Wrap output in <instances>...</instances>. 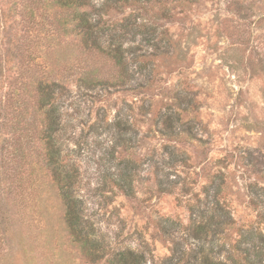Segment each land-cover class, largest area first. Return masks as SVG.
I'll use <instances>...</instances> for the list:
<instances>
[{"label": "rangeland", "instance_id": "obj_1", "mask_svg": "<svg viewBox=\"0 0 264 264\" xmlns=\"http://www.w3.org/2000/svg\"><path fill=\"white\" fill-rule=\"evenodd\" d=\"M92 3L99 9L100 0ZM123 8L103 15L109 29L131 15ZM147 11L134 14L136 33L102 32L101 50L88 53L59 32L63 41L40 42L38 68L24 61L27 76L66 83L57 140L106 246L97 264L128 250L143 264H264V0H166ZM15 18L0 20L2 59L11 58L22 28ZM114 49L124 54L121 66L108 57ZM11 59L1 96L21 65ZM98 79L113 84H91ZM215 196L232 225L222 224ZM45 207L53 235L59 201ZM9 239L0 264H42L48 256L18 222ZM72 256L73 264H91L78 250Z\"/></svg>", "mask_w": 264, "mask_h": 264}, {"label": "trees", "instance_id": "obj_2", "mask_svg": "<svg viewBox=\"0 0 264 264\" xmlns=\"http://www.w3.org/2000/svg\"><path fill=\"white\" fill-rule=\"evenodd\" d=\"M20 1L22 3H18V0H0V4L9 7L6 11L2 5L0 20L4 23L5 19L16 21L15 17L18 16L22 25L21 30L15 33L16 39L10 43L9 50L11 58H18L21 65L13 82L8 84L6 94L0 95V259L10 251L9 236L13 224L18 222L28 232L29 239L33 240L34 250L48 252L42 264H73L75 256L72 254L77 250L91 264H97L105 261L106 246L85 215L84 203L76 191V168L64 160V152L57 140L61 131L57 102L58 96L66 91V83L53 78L51 74L27 76L24 71L29 69V64L26 65L24 61L31 60L32 66L38 68L35 65L38 59L32 57L40 50V42L45 40L52 45L56 40L63 41L56 38L59 32L64 38L74 36L75 41L82 43L88 53L101 50L100 34L111 27L103 21L104 14L111 10L120 11L124 5L133 10L130 16L114 23L113 29H109L119 31L123 36L129 32L136 33L142 26L139 17L134 15L136 11L149 12V7L166 0H100L99 9H96L93 0H26L24 6V0ZM169 1L179 4L191 2ZM91 9L99 13L96 18L89 12ZM34 32L36 36L32 39ZM114 50L110 52L113 55L109 54L108 57L116 62V66H121L125 61L124 54ZM11 58H0V90L8 80L7 73L13 71L8 68ZM91 84L113 83L98 79L91 81ZM159 186L162 193L166 192L161 184ZM130 192V189L125 190L128 196ZM53 198L59 201L60 211L52 235L49 233L50 222L47 221V218L50 220V215H47L50 210L45 203ZM214 202L219 210L225 211L222 224L232 225L230 212L221 206L216 196ZM55 209L58 210V205ZM172 244L177 248L178 243L172 241ZM24 252H27L25 247ZM111 256L106 260L107 264L144 262L143 255L130 250ZM233 263L243 264L238 260Z\"/></svg>", "mask_w": 264, "mask_h": 264}]
</instances>
